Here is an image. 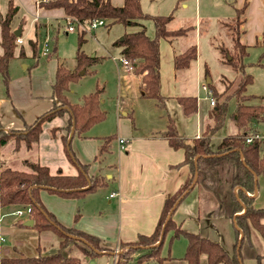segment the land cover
<instances>
[{
	"label": "crops",
	"instance_id": "obj_1",
	"mask_svg": "<svg viewBox=\"0 0 264 264\" xmlns=\"http://www.w3.org/2000/svg\"><path fill=\"white\" fill-rule=\"evenodd\" d=\"M17 1L29 8L27 12L32 17L26 29V35L33 37L29 41L35 40L38 46L37 36L41 33L44 34V38L39 54L38 50L37 53L32 54L33 65L22 62L25 70H29V66H32L30 71L27 73L23 71L16 77L11 75L4 90L0 84V122L5 130H23L31 125L38 116L53 107L52 84L56 69L59 64L67 65L64 63L66 59L61 58L57 45L53 47L54 38L55 41L58 38L54 34L59 35L61 33L59 31H62L64 35H68L77 33L79 30V27L76 26L74 31L67 32L66 15L63 9H48L40 5L41 2L47 0ZM204 1L206 2L202 4V0H192V2L190 0H166L163 6L160 7L157 4L154 10L146 11L140 0L142 10L147 14H164L163 12L167 11L172 13L173 18L168 23V28L191 27L186 36L173 41L164 38L159 40V92L163 97L162 105L156 104L153 99L144 97L141 89V75L135 73L133 67L129 70L126 69L119 61L123 57L120 47L113 45L114 42L122 39L124 33L135 31L138 27L121 26L122 28H119L117 37L114 39L109 35V31L112 26L119 24H112L110 27L103 24L94 29L88 28L85 29L82 48L90 58H96L92 66L95 69L94 73L98 72L107 57H110L114 62L117 70L114 117L111 115L113 125L104 126L102 129L101 126L97 130L103 121L105 123L108 113L102 110L105 113L104 119L95 124L86 136H78L71 127L67 135V144L71 149L70 156L65 151L62 139L70 117V111L66 109L61 115H55L42 122L38 140L31 148H26L23 143L17 144L15 139H11L0 149V161L14 169L29 171L25 161L33 159L47 167L50 174L76 175L80 171L72 159L76 158L80 163L88 165L87 175H97L103 178V185L80 199L64 198L45 190L40 192L42 204L60 224L65 227H75L99 238V246L103 249L96 250L98 255L91 259L94 264L103 256L111 257L112 264H114L116 255L124 249L121 247V242L133 241L139 234H149L158 220L164 200L180 190L187 181L190 174L188 165L177 166L184 159V150L171 147L163 132L169 121L172 120L178 136L191 143L193 139L201 135L204 125L211 121V107L214 104H210L209 94L202 88L203 84L207 86L209 82H213L206 58L207 55L215 53L212 57L218 58L221 62L219 48L231 46L227 27L222 23L234 20L236 9L244 7V11L240 15L241 33L239 39L247 47V56H249L250 50L258 47V49H254V55L258 59L262 51L258 41L264 29V0ZM12 2L14 4L13 0ZM110 2L113 5L121 6L124 0H110ZM4 4L6 9L0 11V16L6 12L8 0H5ZM16 6L15 16L20 10V5ZM19 22L15 25L11 23V28L13 31L20 28L16 39L20 45L25 40L22 33L26 21L21 19ZM143 23L146 25L147 34L153 36L154 27H150L148 20H144ZM212 24L218 25L221 28V33L212 34L210 27ZM51 31L54 36L50 34ZM202 31L207 32L204 47L201 42ZM50 36L52 37L50 38ZM46 40L48 50L44 54ZM191 44L196 46L195 62L188 69H175L174 56L183 52ZM76 50L77 47H75L74 55L71 58L74 62ZM203 50L206 54L202 56ZM105 52L107 55L104 54ZM27 56L25 51L24 55H21L19 49L12 58L16 57L23 61L24 58H28ZM248 62L246 61L245 72ZM8 67H10L9 64ZM81 71L80 76L84 77L86 73L84 70ZM202 72L206 81L200 84L199 90L203 91L205 96L199 99L194 88L191 92L187 90H191L190 81L200 78ZM228 76H231L230 80L237 82L240 75L231 69V72H228L223 78ZM72 87L70 85L66 96L70 103H75L86 94L74 95L75 90ZM207 89L211 91V87L207 86ZM103 90L104 85H102L99 95L100 108ZM181 95H195L197 99L195 112L183 113L177 100V96ZM211 98L214 99L212 95ZM226 123L227 134L238 131L234 130L235 125L232 121ZM107 129L108 131H106ZM217 133L211 137V144L214 142L217 145L220 139L227 135L220 133L216 136ZM257 133L260 134L258 131ZM108 135H112L113 138L108 146L101 151L103 137ZM260 135H264V131ZM120 138L125 140L123 144L119 143ZM11 141H13V146L9 147ZM110 194L114 195L110 196ZM247 194L255 198L256 207H264V175L256 176V192ZM198 195L196 187L189 189L172 213V220L184 231L199 233L219 242L229 254H232L238 248L237 242L241 237V233L236 234L235 219L233 217L209 216L208 210L212 203L206 199L200 201ZM3 209L6 210L2 211ZM16 209V207H0V238H2L0 240V255H43L57 251L60 240L58 235L51 230L37 232L33 228V219L29 214L16 215L13 213ZM75 213L78 215L74 219ZM250 240L254 249L262 255L260 264H264V246L255 238L253 231L250 232ZM47 250L52 251L47 253ZM161 254L162 256H171L172 259H166L159 264H185L181 259L184 253L178 256L179 253L176 251L170 253L169 248H161ZM134 256L136 258L137 253H134ZM83 260V264H88L89 259L86 260L83 257ZM256 262V258L246 257L242 264H256ZM201 264H206L205 256L201 257Z\"/></svg>",
	"mask_w": 264,
	"mask_h": 264
},
{
	"label": "trees",
	"instance_id": "obj_2",
	"mask_svg": "<svg viewBox=\"0 0 264 264\" xmlns=\"http://www.w3.org/2000/svg\"><path fill=\"white\" fill-rule=\"evenodd\" d=\"M40 5L48 9L61 8L66 16L76 18L85 26L98 18L104 19L106 27L112 24H121L125 27L137 26V30L124 33L122 39L114 42L113 45L120 47L121 55L132 64L134 72L141 75V89L144 97L162 105L163 97L159 92V40L164 38L173 41L186 36L191 27L168 28L173 14H147L142 10L140 0H124L121 6L113 5L110 0H47ZM243 11L244 7L236 9L235 19L222 23L227 27L231 46L219 48L221 62L240 75L236 82L237 87L230 94L218 91L211 82L207 84L211 87V95L215 97L211 109L212 119L204 125L201 135L193 139L191 143L180 138L174 123L172 120L169 121L163 135L168 139L171 147L184 150V159L177 166L187 164L190 170L189 177L180 190L164 200L158 220L149 234H139L133 241L121 242V247L126 250L116 255L114 264H159L166 259H172L171 256L161 254L162 244L168 232H171L169 241L181 235L186 239L185 251L181 257L185 264H201L202 256H205L206 264H242L246 257L256 258V264H260L262 255L254 249L250 232L256 231L264 241V207H256L255 198L247 193H253L256 189L255 176L264 175V137L261 135V139L253 138L249 143L245 139L247 136L257 134V130L252 127L253 121H264V103H248L254 95L246 93V86L253 81V76L244 71L248 51L239 39L240 15ZM16 12L17 6L12 0H8L7 10L0 16V84L4 89L9 81V60L14 56L15 49L19 45L17 36L11 28ZM144 20L152 22L153 36L147 34ZM84 34L85 29L79 28L74 68L70 69L66 65L59 64L56 69L52 84L53 107L38 116L23 130H5L0 122V149L11 139H15L17 144L23 143L26 148H31L38 140L42 122L55 115H61L69 109V122L62 139L66 153L71 156V149L67 144V135L71 127L78 136L84 137L95 124L104 119L105 113L99 105L102 86H96L93 92L84 95L79 102L70 103L66 96L70 84L80 78V70L88 72L96 60V58H90L81 49ZM29 43L35 54L37 42L34 40ZM55 43L54 38L53 47ZM258 45L262 51L256 64L264 67L262 62L264 29ZM20 54L24 55L22 46ZM196 56L195 44L189 45L183 52L174 56V68L188 69L195 62ZM230 95H234L235 104L229 119L237 129L241 130L223 136L217 145L212 146L211 137L226 124ZM262 98H259L260 101ZM177 100L184 114L196 111L197 99L194 95L177 96ZM112 138V135L103 137L101 151L108 146ZM72 159L80 168L76 175L50 174L47 167L33 159L25 161L29 171L14 169L0 161V207L30 206L29 216L33 219V228L37 232L54 231L60 238L58 249L53 253L0 255V264H83V257L87 256L91 260L98 255L96 250L103 249L99 246L97 236L60 224L40 200V192L43 190L64 198L80 199L104 184L101 176L87 175V164L80 163L76 158ZM195 172H197V179L192 188H197L200 201L206 199L212 203L208 215L235 218L236 234L241 233V237L237 242L238 248L232 254H229L217 241L199 233L182 230L180 225L172 220V213L176 207L166 221L169 211L187 194L181 197L184 190L190 186ZM77 215L78 213L74 214V219ZM75 237L82 238L87 244ZM64 249L69 252L77 249L83 256L66 255L63 253ZM134 253H137L136 258L132 257Z\"/></svg>",
	"mask_w": 264,
	"mask_h": 264
},
{
	"label": "rangeland",
	"instance_id": "obj_3",
	"mask_svg": "<svg viewBox=\"0 0 264 264\" xmlns=\"http://www.w3.org/2000/svg\"><path fill=\"white\" fill-rule=\"evenodd\" d=\"M4 1L5 0H0V9H1L0 11H3V10L5 11V9H6ZM13 1H14L15 5H20V10H19L18 14L16 16H14V18L12 20V24H14V25L19 24L20 23L19 21L21 19L26 21V24H25L26 26H25L23 33H22V37L25 40L22 44L18 45V47L15 49V53H17L19 51V49L22 45L25 53L28 55L27 56L28 58H26V59L24 58L23 61H21V59H18L16 57L11 58L9 60V66H10V67H8L9 78L11 75H12V77L13 76L16 77V76L20 75V73L23 71H25V73L30 71L32 66H29V70H25L22 66V62L27 63L28 65H33V58H31L33 52L31 50V48H30L31 46L29 44V39H32L33 37L26 35V31H27L26 29H27L29 22L31 21L30 19L32 17L29 14V12H27V11H29L28 7L21 5V3H19L17 0H13ZM141 1H142L143 9L146 11L151 10V9L154 10V7L157 6V4L160 5V7H161V6H163V4L166 3V0H155L154 2H152L153 0H141ZM190 1L192 2V0H190ZM31 2H33V0ZM205 2L206 1L202 0V4H204ZM163 11H166V10H163ZM163 13L169 14L170 12L167 11V12H163ZM148 22H150V27H153L152 22L150 20H148ZM121 26H123V25L119 24V25L112 26V28L109 31V35L111 37L113 36L112 39H114V37H117V33H118L119 28H122ZM210 27L212 28L211 29L212 34L215 35L218 32L221 33V30H220L221 28L218 25L212 24V25H210ZM230 29H231V27H230ZM202 30H203V27H202ZM206 31H208V30H206ZM206 31H202V36H201V42L203 44L202 45L203 47L205 46L206 39H207V35H206L207 32ZM52 33H53V31H51L50 34L52 35ZM59 33H60L59 35L57 33L54 34L55 36H58L55 45H57V47H58L59 54H61V58L66 59L64 62V63H67L66 66L68 68L71 67L70 69H73L74 68L73 65L75 62L71 58L74 55L75 47L78 46L77 45V33H69L68 35H64L62 33V31H59ZM54 35H52V36H54ZM52 36H50V38ZM37 37H38V38H36L38 41L37 50H38V54H39V51H40L41 46H42L44 34L40 33ZM187 38H189V36H187ZM220 38H218V39H220ZM185 40H188V39H185ZM81 49H83V48L81 47ZM254 49H258V47L250 50L249 56L246 57V61L247 62L250 61L247 63L246 72L250 73L253 76V81L246 86V93L256 95V96L252 97L250 100H248V103H251V104H257V103H261V102L264 103V67L256 64L257 56L254 55ZM260 49H262V48L260 47ZM104 54L107 55V52H105ZM205 54H206V52H205V50H203V53L201 55L203 56ZM212 55H215V53L207 55V58H206L207 67H208L209 73L213 79L212 85L215 86L216 87L215 89H217L218 91H224V93L227 92V93L231 94V92L234 91L235 88L237 87L236 82H234L235 80H230L231 76H228L227 77L228 79L223 78V76H226L228 72H231V69H230V67L222 64L218 58L212 57ZM262 62L264 63V59ZM91 68H92V66L89 68V71L86 72V75L84 77L80 76V78L76 82H73L70 85H72L73 86L72 88L75 90L74 95L75 94L79 95L80 93L81 94L84 93L87 95L90 92H93L96 89V86L104 85V90L102 93L101 108H102V110H105L108 113H107L106 118H105V123L103 121L102 124L97 128V130H98L101 126H102L101 129H102L104 126L110 127L113 125L111 115H113V111L115 110L116 84H117V73H116V71L117 70H116L114 62L110 59V57L106 58V60L104 61V64L99 67L97 73H94L95 69L94 68L91 69ZM39 76H40V74H39ZM205 81H206V78L204 77L203 72H202V76L200 78L193 79L190 81L189 87H191V90H187V91L191 92L194 88V91H196V93H198V96L200 97L199 99H201L203 96H205V93L203 91L199 90V86H200V84L204 83ZM221 84H222V86H221ZM3 90H4V88H3ZM192 93H194V92H192ZM71 96L74 98L73 95H71ZM212 96H213V94H212ZM260 97H263V99L261 101H260V99H258ZM214 99H215V97H214ZM228 99L229 100H228L226 122L231 121L229 119V115L233 111L234 104H235L234 95H232V96L230 95ZM220 101H221V99L219 100V102ZM212 108H213V106L211 107V109ZM113 117H114V115H113ZM104 124H108V125H104ZM225 125L217 131L218 133L216 134V136H218L220 133H224V134L228 133L227 132L228 129ZM252 126L255 129H257V131L260 134L262 133V131H264V121H253ZM109 129H111V128H109ZM234 130L240 131L241 129L240 128L237 129L236 127H234ZM106 131H108V129ZM105 133H107V132H105ZM263 137H264V135H263ZM212 144L215 145L214 142H212ZM11 145L13 146V141L10 142L9 147H11ZM7 150H9V149H7ZM5 152H7V151H5ZM15 166H16V164H15ZM5 210L6 209H3L2 211H5ZM253 233H254L255 238L259 242H261V244L264 246V241L261 238V236L256 231H253ZM170 235H171V232H168L166 234L165 239H164L163 244H162V248H164V249L169 248L170 253L173 251H176L177 253H179L178 256L182 255L184 253V250L186 247V239L184 238V236L181 235V236L175 237L169 241ZM259 249H260V247H259ZM122 250L125 251L126 248H124ZM49 251H52V250H47V253H49ZM28 253H30V252H28ZM63 253L66 255H73V256L82 257L81 252L77 249H73L70 252L67 250H63ZM132 257H135L134 254H132ZM96 264H112V259L109 256H103L99 260H97Z\"/></svg>",
	"mask_w": 264,
	"mask_h": 264
},
{
	"label": "built area",
	"instance_id": "obj_4",
	"mask_svg": "<svg viewBox=\"0 0 264 264\" xmlns=\"http://www.w3.org/2000/svg\"><path fill=\"white\" fill-rule=\"evenodd\" d=\"M66 31L67 32H71V31H74L76 26L79 27V28H83V29H88V28H91V29H94L100 25H103L105 23L104 19L102 18H98V19H93L88 25H84L82 24L81 22H79L76 18L74 17H70V16H66ZM18 41L20 42V38L18 39ZM47 40L45 41V48H44V54L47 53V50H48V47H47ZM119 61L126 67L127 70L129 69H132V64L124 57H121L119 59ZM202 88L207 90L208 94H209V97H210V104L213 105L214 104V99L211 98V91L207 89V86L206 84H203L202 85ZM253 138H258V139H261L262 136L260 134H255V135H252V136H247L246 137V142L249 143L251 142V140ZM124 139L123 138H120L119 139V143L120 144H123L124 143ZM121 148H123V145H121ZM114 194H110V196H113ZM31 211V208L30 206H25V207H20V208H17L16 210L13 211L14 214L16 215H19V216H23L25 214H29ZM1 219V218H0ZM0 240H2V238H0Z\"/></svg>",
	"mask_w": 264,
	"mask_h": 264
},
{
	"label": "water",
	"instance_id": "obj_5",
	"mask_svg": "<svg viewBox=\"0 0 264 264\" xmlns=\"http://www.w3.org/2000/svg\"><path fill=\"white\" fill-rule=\"evenodd\" d=\"M14 32V34L16 35V36H18L19 35V33H20V28H18L17 30H14L13 31ZM81 73H82V71H81ZM69 139H70V137H69ZM69 141V140H68ZM196 179H197V172H195L194 173V177H193V180H192V182H191V184H190V186L186 189V190H184V192L182 193V195H181V197H183L187 192H188V190L190 189V188H192V186L195 184V182H196ZM255 180H256V176H255ZM254 192H256V189L254 190ZM176 207V204L173 206V208L169 211V213L167 214V216H166V221L169 219V217L171 216V213H172V211H173V209ZM234 218V217H233ZM235 219V218H234ZM31 221V220H30ZM71 237H74V236H72V235H70ZM75 238H78V237H75ZM78 239H80V240H82L83 242H85L82 238H78ZM86 244H87V242H85ZM85 259L86 260H88V257L86 256L85 257ZM88 264H94V262H93V260H89L88 261Z\"/></svg>",
	"mask_w": 264,
	"mask_h": 264
}]
</instances>
